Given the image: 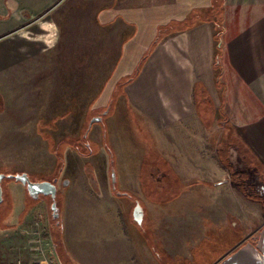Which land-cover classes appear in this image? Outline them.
I'll return each instance as SVG.
<instances>
[{"label": "crops", "instance_id": "obj_1", "mask_svg": "<svg viewBox=\"0 0 264 264\" xmlns=\"http://www.w3.org/2000/svg\"><path fill=\"white\" fill-rule=\"evenodd\" d=\"M0 94L34 102L45 142L111 104L106 137L91 127L99 152L66 150L62 223L78 197L117 202L122 262L142 238L163 264H220L255 236L242 222L264 210V0H0ZM25 188L11 183L14 213H0V264H32L36 240L54 239L47 198L32 205Z\"/></svg>", "mask_w": 264, "mask_h": 264}, {"label": "rangeland", "instance_id": "obj_2", "mask_svg": "<svg viewBox=\"0 0 264 264\" xmlns=\"http://www.w3.org/2000/svg\"><path fill=\"white\" fill-rule=\"evenodd\" d=\"M176 24L182 23L178 22ZM17 103L19 102L14 103L11 97L8 99V96L0 94V173L17 174L29 172L28 174L32 181H54L56 178L58 179L59 191L56 198L58 217H54L52 209L53 199L50 196L41 195L39 199H33L29 195L32 205L45 197L48 200L47 219L50 220L52 226L51 232L54 239L52 237L51 241L55 245L54 252L50 255L51 264H62L61 260L63 264H159L160 262L163 264L166 258L163 253L164 248H160L156 244L148 247L142 238L139 239L142 241L140 246L137 247V254H133V262L129 263L128 259L126 262H122L125 251L117 253L116 244L119 237L114 234L122 231L121 229L126 226V219L124 210L122 211L117 202L108 199H100L95 202L94 198L78 197L74 200V204L69 206V221L62 223L66 203L64 195L61 194L63 193V181L61 180L65 179L63 170L66 163V150L68 147H74L83 156L99 152V143L91 136V127L93 125L90 126V122L99 116L103 117L102 122L97 123L104 125L105 138V117L109 114L111 104L102 110L100 115L94 116L91 114L84 131L78 137L45 142L38 140L40 136H37L35 128L29 125L30 121L34 119L31 117L36 113L34 102L29 103L25 99L19 104V110H16V107H18ZM104 145L113 149L108 140L104 141ZM104 145L103 147H105ZM47 147L54 150L56 156L54 160L47 156V158L45 157ZM113 171L116 174L114 164L110 171L111 180ZM15 182L18 181L11 178H5L2 182L4 202L0 205V213L3 211L6 218L14 213L15 201L11 183ZM113 189L116 193L119 192L116 187H113ZM25 191L28 193L27 187ZM121 194L131 196V193ZM245 208L251 210L249 214L251 221L244 220L242 224L245 228L251 227V231L258 236L264 229V210L262 211L261 209L259 211L258 206L255 204ZM262 208H264V205H262ZM232 224L234 227H240L241 222H236L235 220L234 222L232 221ZM63 227H65L67 232L68 241L66 239V242H68L69 250L64 249L58 237L59 234L62 235ZM159 228H161V224ZM254 239L256 240V237ZM126 253V256L129 257V251ZM167 254L171 255V253ZM159 259L160 262L158 261Z\"/></svg>", "mask_w": 264, "mask_h": 264}, {"label": "water", "instance_id": "obj_3", "mask_svg": "<svg viewBox=\"0 0 264 264\" xmlns=\"http://www.w3.org/2000/svg\"><path fill=\"white\" fill-rule=\"evenodd\" d=\"M107 114V112H105ZM103 117L99 116L90 122L92 126L95 122H102ZM5 178L15 179L21 182L27 187L29 195L33 199H39L41 195L50 196L53 199L52 209L54 211V217L59 216L56 198L58 195V179L54 181H32L28 173L6 174L0 173V205L4 202V187L2 182ZM113 187L115 188L116 174L112 173ZM143 207L137 201V206L134 210V216L136 221L141 224L143 218ZM256 243L248 242L244 247L238 249L230 256L225 258L220 264H264V229L256 237Z\"/></svg>", "mask_w": 264, "mask_h": 264}, {"label": "built area", "instance_id": "obj_4", "mask_svg": "<svg viewBox=\"0 0 264 264\" xmlns=\"http://www.w3.org/2000/svg\"><path fill=\"white\" fill-rule=\"evenodd\" d=\"M54 249H55V245L52 243V241H50V243L48 244L47 247H44L42 244H41V241L39 239L36 240L35 244H34V247H33V250L36 252V254L39 256V255H44L46 253V251L49 252L50 255L53 254L54 252ZM37 256V258L33 261L32 264H50V259L44 257L43 259L42 258H39ZM22 264V263H21Z\"/></svg>", "mask_w": 264, "mask_h": 264}, {"label": "trees", "instance_id": "obj_5", "mask_svg": "<svg viewBox=\"0 0 264 264\" xmlns=\"http://www.w3.org/2000/svg\"><path fill=\"white\" fill-rule=\"evenodd\" d=\"M216 25H220V23H219V22H216ZM216 40H217V43H218V51H220V50L222 49L221 30H218V31H217V33H216ZM156 42H157V41H155L154 44H156ZM153 46H154V45H153ZM153 46H152V48H153ZM152 48H151V49H152ZM151 49L149 50L148 54H146V55L143 57L142 61H145V60L148 58L149 53L151 52Z\"/></svg>", "mask_w": 264, "mask_h": 264}, {"label": "flooded vegetation", "instance_id": "obj_6", "mask_svg": "<svg viewBox=\"0 0 264 264\" xmlns=\"http://www.w3.org/2000/svg\"><path fill=\"white\" fill-rule=\"evenodd\" d=\"M18 182H19V181H18ZM254 237H257V236H256V235H255V236H253V238L250 240V242H252V243H254V244H255L257 240H255V239H254ZM248 242H249V241H248ZM248 242H247V243H248Z\"/></svg>", "mask_w": 264, "mask_h": 264}]
</instances>
